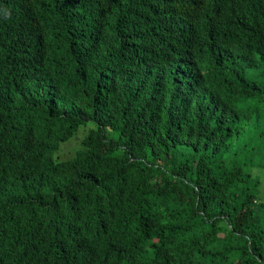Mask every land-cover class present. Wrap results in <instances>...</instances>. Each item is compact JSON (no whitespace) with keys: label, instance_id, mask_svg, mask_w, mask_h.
Here are the masks:
<instances>
[{"label":"trees","instance_id":"trees-1","mask_svg":"<svg viewBox=\"0 0 264 264\" xmlns=\"http://www.w3.org/2000/svg\"><path fill=\"white\" fill-rule=\"evenodd\" d=\"M251 71L264 0H0V264H264Z\"/></svg>","mask_w":264,"mask_h":264},{"label":"rangeland","instance_id":"rangeland-1","mask_svg":"<svg viewBox=\"0 0 264 264\" xmlns=\"http://www.w3.org/2000/svg\"><path fill=\"white\" fill-rule=\"evenodd\" d=\"M249 74H250V77L264 84V74H262L259 71H251L249 72ZM254 107L257 108V106L255 105ZM259 110H260V123L262 126H264V112L262 109H259ZM92 126H93V123H90L86 126L81 127L78 132V135L80 136V138H76L71 143L63 145L59 152V158L62 160H68V159L74 158L76 155V151L81 148V139L84 137L86 130L88 131L90 128H92ZM255 174L258 175L259 178L261 179L262 197L264 198V168L255 169Z\"/></svg>","mask_w":264,"mask_h":264}]
</instances>
